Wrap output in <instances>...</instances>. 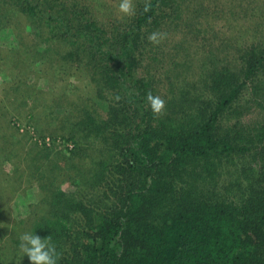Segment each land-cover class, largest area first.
<instances>
[{
  "label": "trees",
  "instance_id": "1",
  "mask_svg": "<svg viewBox=\"0 0 264 264\" xmlns=\"http://www.w3.org/2000/svg\"><path fill=\"white\" fill-rule=\"evenodd\" d=\"M86 1L0 0V33L16 16L37 38L21 44L17 33L16 66L84 70L95 84L94 108L67 113L60 136L86 147L37 166L45 180L29 196L36 214L26 232L50 236L58 264H264V42L202 45L196 79L182 83L181 60L169 70L147 37L175 23L202 26L214 12L207 0H150L147 13L135 0L136 15L111 30ZM224 1L214 9L234 16L251 0ZM252 24L251 33L264 28V13ZM182 59L192 71L191 57ZM148 93L165 100V115L153 116ZM3 215L0 205V264H27L15 261L21 251L9 255L21 234L5 240Z\"/></svg>",
  "mask_w": 264,
  "mask_h": 264
},
{
  "label": "rangeland",
  "instance_id": "2",
  "mask_svg": "<svg viewBox=\"0 0 264 264\" xmlns=\"http://www.w3.org/2000/svg\"><path fill=\"white\" fill-rule=\"evenodd\" d=\"M207 1L210 10L214 11L212 15L207 16V22L204 21L202 26L197 27L187 23L172 24L166 33V38L154 47L158 49L163 64L169 66V70L174 66L176 69L174 59L181 60L182 67H178L176 71H181L179 81L182 83L186 80L194 81L197 77L195 70L197 65L192 59L196 48L201 55L202 45L216 46L220 43L226 45L232 40L239 41L240 44L251 40L264 42L263 27L252 33L250 31L253 26L252 20L256 21L258 16L264 13V0H251L243 11L239 7H234L237 13L234 16L227 11L221 13L214 9V5L221 0ZM87 2L103 28L111 30L125 24L126 18L120 19L117 10L120 0H88ZM224 2L233 4L238 3V0ZM11 21L0 33V205L4 212L2 218L4 217L6 229L5 240L8 242L12 241V237L17 238V234L25 233L29 217L36 214H32L31 204L29 207V203L35 201V198L29 196L36 188L38 189V183L45 180L36 171L37 166L43 163V167H49L53 161L57 163V158L62 154L68 158L73 151H77L80 144L83 148L86 147L84 145L86 143L81 139L74 146L71 140L60 137L63 134L62 127L64 125L66 127L68 123L66 119L70 120L67 113L72 120L78 117V111L81 109L86 107L93 109L96 102L95 84L84 70L72 69L67 74L54 76L51 67L46 64L37 65L28 60V65L16 66L17 62L14 63L12 60L10 49L17 45V33L23 35L21 44H35L37 38L33 32L31 34L28 31L22 19L14 16ZM161 28L164 26L161 25ZM183 39L186 47L182 44ZM183 56L191 57L192 71L184 68L189 64L186 62L190 61L182 59ZM64 131L66 132V128ZM4 140L9 142L5 150L2 148ZM100 146L98 143L92 152L93 161L101 157ZM6 152L9 153L8 159ZM73 156L75 161H82L83 156L86 157L78 153ZM257 160L260 161L259 156ZM59 164L63 166L64 162L60 161ZM257 164L258 162L252 165L255 167ZM45 174L51 178L53 173L46 171ZM56 181L61 183L60 176ZM51 183L47 182L45 186ZM68 184L65 183L62 187L68 188ZM45 192L46 187L43 188V193ZM34 207L36 209V206ZM42 207L43 203L40 202L38 208ZM15 250L20 251L19 248L14 249V246L12 249L8 248L9 255L13 259ZM19 253L16 254L15 261L20 263L19 261L23 260L30 264L28 257H22V253L19 256Z\"/></svg>",
  "mask_w": 264,
  "mask_h": 264
},
{
  "label": "clouds",
  "instance_id": "3",
  "mask_svg": "<svg viewBox=\"0 0 264 264\" xmlns=\"http://www.w3.org/2000/svg\"><path fill=\"white\" fill-rule=\"evenodd\" d=\"M152 5L150 0H145L143 11H150ZM119 18H132L136 15V6L133 0H120L118 4ZM166 38V34L157 31L151 32L147 39L154 45H159ZM116 101L120 96L114 97ZM147 101L154 117H162L166 114V102L160 95L147 94ZM19 249L23 256H27L30 264H58L62 257L57 252L56 246L51 242V237L40 238L33 232H25L19 236ZM22 256V257H23Z\"/></svg>",
  "mask_w": 264,
  "mask_h": 264
}]
</instances>
